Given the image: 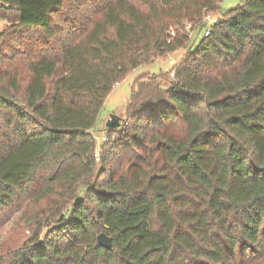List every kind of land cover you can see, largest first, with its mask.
<instances>
[{"label":"trees","instance_id":"16d2710c","mask_svg":"<svg viewBox=\"0 0 264 264\" xmlns=\"http://www.w3.org/2000/svg\"><path fill=\"white\" fill-rule=\"evenodd\" d=\"M221 1L0 0V226L29 231L0 264H264V0L205 37ZM187 43L97 144L113 86Z\"/></svg>","mask_w":264,"mask_h":264},{"label":"rangeland","instance_id":"374dc122","mask_svg":"<svg viewBox=\"0 0 264 264\" xmlns=\"http://www.w3.org/2000/svg\"><path fill=\"white\" fill-rule=\"evenodd\" d=\"M242 0H222L219 5L220 13H209L212 18L220 17V14L224 13L230 8H233L241 3ZM202 23L205 22L202 20ZM6 22L0 18V30L5 26ZM201 36V32L197 30V27L189 33V42H195L197 38ZM189 43L186 48L179 49L172 54H167L165 57L157 58L155 62L149 66H140L135 70L129 72L124 79L115 84L112 90L106 96L103 106L100 110L97 124L95 139L97 144H100L106 136L104 128L105 122L109 119L110 115H118L123 118L126 104L130 97L131 87L135 77L139 74L147 76H158L170 69L168 60L172 58L178 62L184 52L187 50ZM3 222L0 226V247L5 248L6 246H15L21 242L25 236L29 235V231L25 228L20 213L14 214V216H8L3 218Z\"/></svg>","mask_w":264,"mask_h":264},{"label":"water","instance_id":"95a60500","mask_svg":"<svg viewBox=\"0 0 264 264\" xmlns=\"http://www.w3.org/2000/svg\"><path fill=\"white\" fill-rule=\"evenodd\" d=\"M121 122H122V118L119 117L118 115L113 114V115H110L109 119L105 122V127L111 128V129H116V128L120 127ZM97 242L101 247H103L105 249H111V247H112L111 238L108 237L104 233H100L97 236Z\"/></svg>","mask_w":264,"mask_h":264},{"label":"built area","instance_id":"2783aa9c","mask_svg":"<svg viewBox=\"0 0 264 264\" xmlns=\"http://www.w3.org/2000/svg\"><path fill=\"white\" fill-rule=\"evenodd\" d=\"M202 20L205 22V25H206V30L203 33V36L206 37L209 34L210 26H212L215 23H217L219 21V19L218 18H212L211 19V17L209 15H206ZM191 27H192V24H190V23L186 25V28H188V29L191 28ZM174 34L175 33H174L173 29L170 28V36H174ZM168 63L170 65V69H172L176 65L177 62L174 61L172 58H170L168 60ZM169 75H170V77H173L174 76V72L170 71Z\"/></svg>","mask_w":264,"mask_h":264},{"label":"crops","instance_id":"0c3cea01","mask_svg":"<svg viewBox=\"0 0 264 264\" xmlns=\"http://www.w3.org/2000/svg\"><path fill=\"white\" fill-rule=\"evenodd\" d=\"M6 24H7V23H6ZM6 24H5V25H6Z\"/></svg>","mask_w":264,"mask_h":264}]
</instances>
